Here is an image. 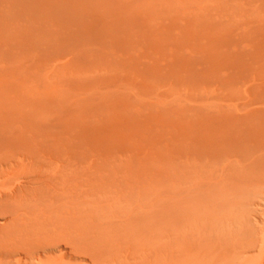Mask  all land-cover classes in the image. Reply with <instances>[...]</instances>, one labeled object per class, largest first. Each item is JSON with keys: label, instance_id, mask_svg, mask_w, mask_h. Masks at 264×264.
Returning <instances> with one entry per match:
<instances>
[{"label": "rangeland", "instance_id": "obj_1", "mask_svg": "<svg viewBox=\"0 0 264 264\" xmlns=\"http://www.w3.org/2000/svg\"><path fill=\"white\" fill-rule=\"evenodd\" d=\"M263 115L264 0H0V147L58 151L95 231L204 196L243 235L217 264H264V175L226 142Z\"/></svg>", "mask_w": 264, "mask_h": 264}, {"label": "bare ground", "instance_id": "obj_2", "mask_svg": "<svg viewBox=\"0 0 264 264\" xmlns=\"http://www.w3.org/2000/svg\"><path fill=\"white\" fill-rule=\"evenodd\" d=\"M250 120L253 125L226 142L264 175V115ZM58 153L0 147V218L6 221L0 224V264H217L234 254L232 243L243 235L220 228L234 216H224L204 196L193 207H131L95 231L84 208L86 182L64 172ZM68 165L65 160L63 168ZM235 248L246 254L239 243Z\"/></svg>", "mask_w": 264, "mask_h": 264}]
</instances>
